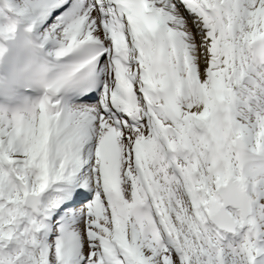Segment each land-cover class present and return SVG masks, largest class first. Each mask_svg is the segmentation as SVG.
<instances>
[{"label": "snow or ice", "instance_id": "snow-or-ice-1", "mask_svg": "<svg viewBox=\"0 0 264 264\" xmlns=\"http://www.w3.org/2000/svg\"><path fill=\"white\" fill-rule=\"evenodd\" d=\"M24 29L57 73L0 107V264H264V0H0Z\"/></svg>", "mask_w": 264, "mask_h": 264}, {"label": "clouds", "instance_id": "clouds-1", "mask_svg": "<svg viewBox=\"0 0 264 264\" xmlns=\"http://www.w3.org/2000/svg\"><path fill=\"white\" fill-rule=\"evenodd\" d=\"M41 44L28 29L15 32L11 38L0 40V83L19 85L25 88L35 87L44 90L57 73L53 61L41 52ZM33 101L21 99L12 107L23 109ZM242 155H247L241 148Z\"/></svg>", "mask_w": 264, "mask_h": 264}, {"label": "bare ground", "instance_id": "bare-ground-1", "mask_svg": "<svg viewBox=\"0 0 264 264\" xmlns=\"http://www.w3.org/2000/svg\"><path fill=\"white\" fill-rule=\"evenodd\" d=\"M78 207H79V206H76V208H73V210H76V211H77Z\"/></svg>", "mask_w": 264, "mask_h": 264}]
</instances>
